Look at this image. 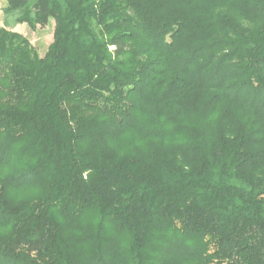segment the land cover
I'll return each instance as SVG.
<instances>
[{"label": "trees", "instance_id": "1", "mask_svg": "<svg viewBox=\"0 0 264 264\" xmlns=\"http://www.w3.org/2000/svg\"><path fill=\"white\" fill-rule=\"evenodd\" d=\"M51 19L43 55L0 26V264H264V0Z\"/></svg>", "mask_w": 264, "mask_h": 264}, {"label": "rangeland", "instance_id": "2", "mask_svg": "<svg viewBox=\"0 0 264 264\" xmlns=\"http://www.w3.org/2000/svg\"><path fill=\"white\" fill-rule=\"evenodd\" d=\"M34 0H29L27 9H31ZM6 0H0V26L16 30L25 35L39 55H43L52 40L54 21L51 19L46 24H37L30 27L26 22L18 21L26 8L7 11ZM33 12H31L32 14Z\"/></svg>", "mask_w": 264, "mask_h": 264}]
</instances>
